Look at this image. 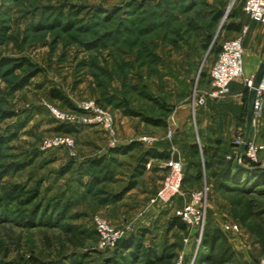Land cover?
<instances>
[{"label":"rangeland","instance_id":"obj_1","mask_svg":"<svg viewBox=\"0 0 264 264\" xmlns=\"http://www.w3.org/2000/svg\"><path fill=\"white\" fill-rule=\"evenodd\" d=\"M244 2L0 0V62H9L0 69V264H29L30 258L63 264L73 260L78 264H143L147 248L159 252L173 243L179 246L175 256L183 252L184 261L195 264L204 229H221L229 223L237 224L239 230L225 234L234 253L225 264H264L255 238L233 217L241 205L250 204L248 222L264 223V185L241 177L239 184L221 178L236 154L235 134L243 133V113L241 128L226 139L213 125L216 117L207 107L195 118L179 116L191 106L195 88H208V72L216 57L212 50L236 35L223 25L246 17ZM218 12L222 18L216 22ZM53 23L58 27L50 29ZM20 64L24 65L17 68ZM51 90L66 102L53 99ZM88 100L97 101L111 115L119 146L137 142L142 134L155 136L157 141L162 138L161 142L169 144V158L180 159L187 171L197 175L194 178L199 172L208 178L199 244L195 230L170 229L171 216L179 207L176 199L170 205L151 203L156 190L151 185L162 176L152 170L166 169L164 161L150 159L136 187L114 200L132 180L148 146L138 145L125 155L112 153L118 145L110 146L102 127L76 124V131L65 134L73 140L71 152L63 147L42 148L43 140L64 135L57 130L63 123L54 119L49 106L78 112ZM263 116L264 97L250 138L264 147L258 137ZM173 118L183 128V136H188L189 146H175L176 137L171 141L164 137ZM158 121L162 125L154 124ZM99 158L105 161L106 173L89 166ZM256 161L245 157L243 163L264 167V148ZM93 176L99 183L92 185ZM200 183L195 179L183 185L182 200L197 191ZM17 186L30 192L22 204L11 195ZM34 211L44 212L52 223L27 227L21 218ZM95 215L107 220L120 236L114 246L99 247L92 222ZM187 236L190 244L183 248ZM130 237L141 250L135 244L122 248Z\"/></svg>","mask_w":264,"mask_h":264},{"label":"built area","instance_id":"obj_2","mask_svg":"<svg viewBox=\"0 0 264 264\" xmlns=\"http://www.w3.org/2000/svg\"><path fill=\"white\" fill-rule=\"evenodd\" d=\"M243 11L251 22L264 26V0H245ZM246 28H242L239 36L234 39L226 40L220 44V51L214 60L209 72V86L207 89L195 88L193 91V98L191 102L192 114L194 116L195 111L199 107H203L208 100L218 101L224 100L230 95V85L233 81L241 79L243 77L242 70V40ZM245 86L250 89L252 85V79H244ZM263 94H264V79L259 83L256 89V98L253 105V119L251 123L250 133L245 140L243 133H238L234 142L235 151H239V148L244 145L242 154L250 161L257 162L256 155L259 151L263 150V145L257 146L250 140L253 136L255 121L257 117H260L263 109ZM49 112L54 119L59 123H65L70 125H89L95 124L103 128L107 133L110 140V146L114 147L118 145L113 130V119L111 115L104 109H102L93 100H88L80 104L78 112H61L55 107L49 106ZM174 121L171 119L167 123L165 138L171 140L174 135ZM144 146L151 147L157 142V137L151 135H142L137 140ZM63 147L68 151H72L74 143L68 135H57L52 138H47L42 142L43 149H52ZM241 154V155H242ZM240 162V158L237 159ZM166 168V175L164 176L159 189L155 192L151 203L158 205H168L176 197H184L181 190V183L183 178L184 166L180 159L170 157L164 162ZM264 166V163L262 164ZM208 188L206 185L202 189L193 191L187 195V200H183L181 207L177 208L174 212L175 216L179 217L190 231H194L197 234V243L200 242L201 233L203 231L205 214L204 203ZM93 225L95 232L99 239V247H112L118 241L119 235L111 228L108 221L100 215L93 217ZM221 230L227 233L238 232L239 226L235 223L225 224L221 227ZM190 244V237L187 236L183 239V248ZM172 264H187L184 261L183 252L177 253ZM188 264H193L191 261Z\"/></svg>","mask_w":264,"mask_h":264},{"label":"trees","instance_id":"obj_3","mask_svg":"<svg viewBox=\"0 0 264 264\" xmlns=\"http://www.w3.org/2000/svg\"><path fill=\"white\" fill-rule=\"evenodd\" d=\"M233 17L234 16H230L228 19H231ZM221 18H222V14L218 12L214 17V21L219 22ZM48 27L50 29H55L58 26L56 23L55 24L53 23L49 25ZM66 27L67 26H65V28ZM223 27H224L223 29H225L228 32L239 33L241 31L242 25L240 22L229 21L226 24H224ZM2 43L3 42H0V45ZM212 51H213L212 53H214L215 56L217 57L220 51V46L219 48H214ZM22 61L25 62V60H22ZM8 63H9L8 60H2L0 62V69L3 66L8 65ZM23 65L24 64H20L19 66H16V67L17 68L22 67ZM50 96L53 99L66 102V100L56 90H51ZM96 103L99 106H101L97 101ZM246 114H247V106H245V109L243 110V122H244L243 130L244 131L243 130L240 131V132H243L244 135L246 132ZM145 120L149 121L147 119ZM154 124L160 126L162 125V122L158 121V122H154ZM58 125L59 126L57 130L64 134H71L77 130V127L73 125H68V124H58ZM238 133H236L235 135H237ZM258 137H259V140L264 144V126H262ZM138 145H142V144H140L139 142H131L127 145H121V146L118 145L117 147L112 148L111 152L120 154V155H125L132 149L138 147ZM237 154H238V151L236 152V154L233 153L234 159L231 162L230 161L228 163L226 162L227 165L225 166V169L221 173L222 181L223 182L234 181L236 184H239L238 183L239 180L237 179L241 177V178L248 179V180H254V183L258 185H264V167H260L259 165L255 163H250L249 165L244 164L243 161L245 159V156L243 154L240 157V162H238ZM168 158H169V155L167 151L160 152L156 148H153V147H149L145 149L144 152L139 157L137 164L133 170V174L131 177L132 180L128 183L127 187L124 189V191L121 194H117L114 197V200L119 201L123 194L133 190L136 187V181L138 178H140L144 174L145 166L150 159L166 161L168 160ZM104 163H105L104 159L99 158V159L91 160L89 163V166L93 171H98V173H102V172L106 173L107 170H106V165ZM195 176L197 175L194 174L192 170L187 171V168L184 167L183 178H182V183H181V190L183 191V185L189 182V180L194 181L195 179H197V182H201L200 183L201 185L199 186V189H195V190L202 189L203 187L202 183L204 182L209 192L210 186L208 183V178L205 177L204 179V177H202V173L200 172L198 173L197 178H194ZM93 177L94 178L92 180V185L99 183L100 181L99 178H96V176H93ZM240 189L241 188H236L235 191H240ZM29 193L30 192H24L22 188L17 186L12 190L11 195L14 201H18L20 204H22V202L26 200V198H28V196L26 195H28ZM175 199L177 201V205L181 207L183 204L182 198L178 196ZM251 216H252V206L250 204L241 205V209L238 212H234L233 214V217L236 220H238L239 223L248 231V233L251 234L255 238L257 244L259 245L260 252L264 256V223L261 225L250 224V222L248 221ZM25 220L26 222H23V223L25 225H28L27 227H36V225H39V224L48 226L52 223L50 220V217L46 216L44 212H41V213L38 212V214H36L34 211L33 213H31V215L21 218V221H25ZM169 225H170L169 226L170 229L176 228L179 231L185 232V233L188 231L187 225L179 217L175 216V214L171 216V221ZM144 233L145 232H141L140 234L144 236L145 235ZM196 235L197 234L194 233V237H196ZM201 239H202L201 240L202 248L200 252L197 254L195 264H225L234 257L233 251H231L230 247L227 245L225 233L221 229H218V228H211V229H206V230L204 229ZM136 243L137 241L134 242V238L130 237L122 243V248L128 247V249H130L135 244L136 248L138 250H141L140 244L138 245ZM178 247L179 246L177 244L173 243V244L163 247L161 250H159V252H157V250H153L152 248H147L144 251L143 264H172L175 258L174 253L178 249ZM29 264H63V263L61 260H52L48 262H43L39 259L30 258ZM70 264H78V261L73 260L72 262H70Z\"/></svg>","mask_w":264,"mask_h":264},{"label":"crops","instance_id":"obj_4","mask_svg":"<svg viewBox=\"0 0 264 264\" xmlns=\"http://www.w3.org/2000/svg\"><path fill=\"white\" fill-rule=\"evenodd\" d=\"M237 22L241 23L242 28H246L242 40L243 77L231 83L230 95L226 99L218 100V101L208 100L211 102L207 103L208 102L207 101L203 107L197 108L194 116L192 114V108L190 105L187 108V110H185L184 108L182 109V112L179 114V116H182V118L185 117L191 118V116L195 118L197 113H200L202 109L204 110L207 107L211 115H215L216 119L215 121H213V125H217L218 132L223 139H226L228 135L230 136L234 135L235 132L241 128L239 124V119L243 113L244 105L247 106L248 98H249V89L245 86L244 79H252L253 81L258 71L260 70L261 66L264 64V26L251 22L247 16L243 17L240 20H237ZM241 31L239 33L233 32L236 35L227 40L236 38L237 36L240 35ZM173 121H174L175 131L171 140H173L176 137L174 140L175 142H173L174 145L179 147L189 146L191 142L188 141V139H186V137L188 136L185 135L183 136L182 134L183 128L181 129L180 125L179 124L177 125L176 118H173ZM185 127L186 126H184V128ZM161 141H157L151 147L156 148L160 152L169 151L170 149L169 144ZM155 169L152 170L153 174L162 175L160 180H157L156 184L151 185L152 187L156 188L155 190L156 192L159 189L164 176L166 175V169L159 170L161 169L159 167L158 170Z\"/></svg>","mask_w":264,"mask_h":264},{"label":"water","instance_id":"obj_5","mask_svg":"<svg viewBox=\"0 0 264 264\" xmlns=\"http://www.w3.org/2000/svg\"><path fill=\"white\" fill-rule=\"evenodd\" d=\"M263 77H264V64L261 66V68L258 71L255 79L252 81L251 88L249 89V98H248V103H247V114H246L245 140L247 139V137L250 133L251 123H252V119H253V105H254V101L256 98V89L258 88V85L262 81ZM243 149H244V145H242L239 148V151L237 154V159H239L241 157Z\"/></svg>","mask_w":264,"mask_h":264}]
</instances>
